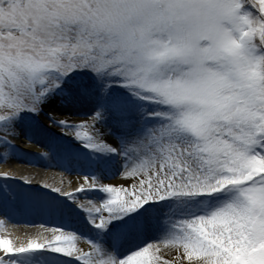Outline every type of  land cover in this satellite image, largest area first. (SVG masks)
Here are the masks:
<instances>
[{
	"label": "snow or ice",
	"instance_id": "snow-or-ice-1",
	"mask_svg": "<svg viewBox=\"0 0 264 264\" xmlns=\"http://www.w3.org/2000/svg\"><path fill=\"white\" fill-rule=\"evenodd\" d=\"M41 161L79 183L0 173L50 233L0 264H264V0H0V162Z\"/></svg>",
	"mask_w": 264,
	"mask_h": 264
},
{
	"label": "bare ground",
	"instance_id": "bare-ground-1",
	"mask_svg": "<svg viewBox=\"0 0 264 264\" xmlns=\"http://www.w3.org/2000/svg\"><path fill=\"white\" fill-rule=\"evenodd\" d=\"M14 143H16L17 147L22 149L24 153L43 156L47 152V149L42 144L34 143L23 137L14 141ZM24 159H31V155L24 157ZM44 163L45 161H41L40 166L33 167L29 164L20 162H0V173L10 172L17 176H20L22 173L25 177L30 178L34 182H46L51 185L59 186L67 192L73 190L74 183H79L80 178L75 174L69 175L58 167H45ZM111 183L120 184L122 183V179L121 177L114 179ZM40 219L41 217L38 216H24L21 214L14 217L12 222H9L6 217L0 215V236L11 237L14 241H24L36 235H40L41 238H43V236H47L50 233L45 231L39 223H36L35 226L31 223L33 221L38 222Z\"/></svg>",
	"mask_w": 264,
	"mask_h": 264
},
{
	"label": "rangeland",
	"instance_id": "rangeland-1",
	"mask_svg": "<svg viewBox=\"0 0 264 264\" xmlns=\"http://www.w3.org/2000/svg\"><path fill=\"white\" fill-rule=\"evenodd\" d=\"M117 178H120V177H117ZM117 178H116V179H117Z\"/></svg>",
	"mask_w": 264,
	"mask_h": 264
}]
</instances>
